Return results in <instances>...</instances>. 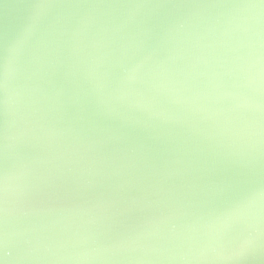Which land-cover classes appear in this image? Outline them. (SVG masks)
<instances>
[{"label": "water", "instance_id": "1", "mask_svg": "<svg viewBox=\"0 0 264 264\" xmlns=\"http://www.w3.org/2000/svg\"><path fill=\"white\" fill-rule=\"evenodd\" d=\"M0 264H264L260 0H0Z\"/></svg>", "mask_w": 264, "mask_h": 264}, {"label": "snow or ice", "instance_id": "2", "mask_svg": "<svg viewBox=\"0 0 264 264\" xmlns=\"http://www.w3.org/2000/svg\"><path fill=\"white\" fill-rule=\"evenodd\" d=\"M261 8H264V0H260ZM0 245H3L5 249H9L12 247V242L9 240L7 234H5L2 238H0Z\"/></svg>", "mask_w": 264, "mask_h": 264}]
</instances>
